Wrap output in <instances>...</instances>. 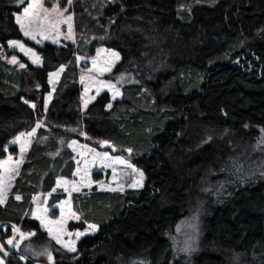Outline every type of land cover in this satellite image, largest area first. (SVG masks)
<instances>
[{
	"label": "trees",
	"instance_id": "1",
	"mask_svg": "<svg viewBox=\"0 0 264 264\" xmlns=\"http://www.w3.org/2000/svg\"><path fill=\"white\" fill-rule=\"evenodd\" d=\"M28 2L0 0V159L15 135L46 126L0 204V223L35 235L13 250L3 242L9 225L3 264H264V0H72L77 38L66 44L23 34L16 14ZM11 39L34 47L41 64ZM99 44L120 53L111 75L121 96L109 108L103 91L84 109L77 55ZM62 64L45 107L49 74ZM71 138L105 143L146 176L138 189L71 194L80 220L69 228L97 225L74 252L32 216L35 195L48 194L50 206L67 196L55 186L74 175ZM198 202L201 242L179 254L176 225Z\"/></svg>",
	"mask_w": 264,
	"mask_h": 264
},
{
	"label": "rangeland",
	"instance_id": "2",
	"mask_svg": "<svg viewBox=\"0 0 264 264\" xmlns=\"http://www.w3.org/2000/svg\"><path fill=\"white\" fill-rule=\"evenodd\" d=\"M30 3H33V0H29L22 11L16 14V18L20 17V23L18 24L23 34L25 31L30 33L28 36L24 34L26 37L40 44L47 41L66 44L76 40L75 16L70 10L69 3L63 4L61 0H36V6L31 9L30 14L26 17L24 9ZM53 9H58V11ZM61 13L63 14L61 15ZM68 16H71V20L67 19ZM69 25H71V31H69ZM32 36H35V39H32ZM11 41L22 43L25 50L22 51L18 47L11 46ZM8 45L23 53L32 63L38 57L39 59L34 64H41L42 59L38 51L24 40L11 39L8 41ZM28 49L31 51H27ZM112 53L119 52L104 44H99L92 55H77V63L80 69L79 79L82 84L81 101L84 109L103 91L110 93L111 102L109 104L111 105L116 98L121 96V87L111 75L121 56L119 53V59H117ZM65 67L66 65L62 64L49 74L51 91L45 96V107L48 106L63 72L60 69L63 68L64 70ZM53 73H58V75L54 76ZM112 85H115V87H111ZM114 96L115 98L113 99ZM28 102L31 105H35L33 101ZM38 124L40 125L39 127L46 126L42 121H37L31 129L15 135L7 145L6 156L0 159V198L4 202L19 173L30 145L37 135ZM33 129L35 130L34 134L31 136L27 135L33 132ZM21 133L25 135L21 136ZM17 137H20L19 141L13 143ZM65 145L69 146L75 153L76 166L74 175L72 178L58 177L55 187L64 190L67 196L50 206L48 204V194L39 193L35 195L32 216L39 220L50 238L57 243L56 239L53 238L57 237L60 240V243L57 244L68 250L70 247L77 249L79 239L83 235L92 233L97 229V225L90 222H87L82 229L69 228L70 221L80 220V214L72 205L71 194L74 191L92 188L93 186L102 190L126 191L127 189H138L144 186L146 176L144 171L137 167L129 156L108 150L105 143L95 146L88 143L85 138H71L65 141ZM13 148H15V152ZM140 173L143 174L142 180ZM133 184L137 186L132 187L131 185ZM202 208L203 204L198 202L195 207L191 208L190 213L177 223L172 240L173 247L179 254H191L198 249L202 238V220L204 216ZM9 225L12 234L10 237L5 238L3 242L11 249L17 251L21 243L32 236L28 234L33 232L23 231L17 223L5 220L0 223V234H5ZM91 225H95L96 228L92 229ZM16 229L19 231H16ZM21 232L27 238H22ZM77 233H81V235L77 236ZM9 240H12V244L8 243ZM13 245H18V247ZM22 257L25 260L27 259L26 256ZM47 259L49 258L47 257ZM0 262L2 264L5 262L1 251Z\"/></svg>",
	"mask_w": 264,
	"mask_h": 264
},
{
	"label": "snow or ice",
	"instance_id": "3",
	"mask_svg": "<svg viewBox=\"0 0 264 264\" xmlns=\"http://www.w3.org/2000/svg\"><path fill=\"white\" fill-rule=\"evenodd\" d=\"M68 3L70 4V3H71V0H68ZM35 6H36V0H33V3H30L29 6L26 7V8L24 9V15L27 17V16L30 14L31 9L34 8ZM41 6H42V5H41ZM53 10H54V11H58V9H53ZM65 11H66V9H65ZM62 14H63V13H61V15H62ZM16 19H17V23H20V17H17ZM67 19H68V20H71V16H68ZM22 26H23V25H22ZM69 31H71V25H69ZM24 34H25L26 36L30 35V33L27 32V31H25ZM32 39H35V36H32ZM10 44H11V46H13V47H18V48H20L22 51L25 50L24 45H23L22 43L18 42V41H11ZM27 51H31V50L28 49ZM112 55H114L117 59H119V53H112ZM38 59H39V58L37 57L36 60H34L33 62H34V63L37 62ZM12 62H16V57H13V58H12ZM93 63H94V62H93ZM24 66H25V65H23V64L20 65V67H24ZM60 71H63V68H61ZM53 75L56 76V75H58V73H53ZM111 87H115V85H112ZM114 98H115V96L113 97V99H114ZM25 103H27V101H25ZM33 107H35V105H33ZM108 107L111 108V104H109ZM39 126H40V125L38 124L37 127H39ZM34 132H35V130L33 129V132H30V133H28L27 135L31 136V135L34 134ZM20 135L23 136V135H25V134H24V133H21ZM19 139H20V137H17V138H16V141H13V143L19 141ZM261 143L264 144V138H262ZM129 151H131V150H129ZM9 159H10V158H9ZM121 162H123V161H121ZM140 177H141V180H142V178H143V174H142V173H140ZM58 183H59V182H58ZM131 186H132V187H136L137 185H136V184H133V185H131ZM141 186H142V185H141ZM113 190H115V189H113ZM53 191H54V190H53ZM16 199H20V197L17 196ZM3 202H4L3 199L0 198V204H2ZM90 227H91L92 229H95V228H96L95 225H91ZM16 231H19V230L16 229ZM20 235H21L22 238H27L26 235H25L24 233H22V232L20 233ZM28 235H35V233H30V234H28ZM79 235H81V233H77V236H79ZM53 238L56 239L57 243H60V240H59L57 237H53ZM8 243H9V244H12V240H9ZM13 246H14V247H18V245H13ZM2 247H3V246L0 245V248H2ZM68 250H69V251H73V252L76 251V249H75L74 247H70ZM42 254H47V255H48V258H49L50 260L52 259L50 253H42ZM21 259H23V257H21ZM0 264H2V262H0Z\"/></svg>",
	"mask_w": 264,
	"mask_h": 264
}]
</instances>
